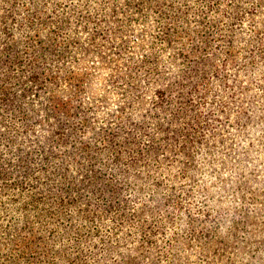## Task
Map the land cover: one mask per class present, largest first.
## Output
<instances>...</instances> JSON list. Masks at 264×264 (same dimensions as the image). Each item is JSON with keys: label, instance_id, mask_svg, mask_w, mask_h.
<instances>
[{"label": "rangeland", "instance_id": "1", "mask_svg": "<svg viewBox=\"0 0 264 264\" xmlns=\"http://www.w3.org/2000/svg\"><path fill=\"white\" fill-rule=\"evenodd\" d=\"M0 264H264V0H0Z\"/></svg>", "mask_w": 264, "mask_h": 264}]
</instances>
